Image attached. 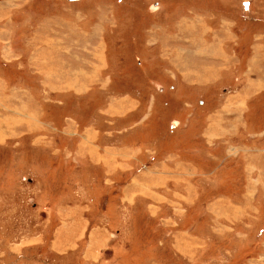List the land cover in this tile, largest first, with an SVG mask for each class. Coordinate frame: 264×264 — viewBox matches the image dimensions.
<instances>
[{
  "label": "rangeland",
  "instance_id": "rangeland-1",
  "mask_svg": "<svg viewBox=\"0 0 264 264\" xmlns=\"http://www.w3.org/2000/svg\"><path fill=\"white\" fill-rule=\"evenodd\" d=\"M0 136V264H264V0H0Z\"/></svg>",
  "mask_w": 264,
  "mask_h": 264
},
{
  "label": "crops",
  "instance_id": "crops-1",
  "mask_svg": "<svg viewBox=\"0 0 264 264\" xmlns=\"http://www.w3.org/2000/svg\"><path fill=\"white\" fill-rule=\"evenodd\" d=\"M190 25H188L187 26V29H185L186 28V25H185V27H184V31L185 32H188V31H190ZM203 31V30H202ZM204 32V31H203ZM186 41H188L187 39H186ZM201 45H203V46H205V43H202ZM182 48V47H181ZM203 49H205V50H208V46H206V47H204ZM219 50V49H218ZM51 53V52H50ZM218 54H219V52H218ZM225 54V53H224ZM51 56V55H50ZM206 57H208V58H214V59H217L218 58V56L215 54V51L213 52H211L210 54H208V55H205ZM205 56H204V58H205ZM225 56V55H224ZM52 57V59H50V62H46V64H47V66H46V69L48 70V69H50V65H51V63L52 64H54L55 62H57V60H55L53 57L54 56H51ZM198 57V56H197ZM201 57V56H200ZM256 58H257V56H256ZM256 58H255V60H254V62H253V64L256 62ZM196 60H198V59H196ZM205 60L207 61V59L205 58ZM175 62H178V61H180V59L178 58V61L175 59L174 60ZM198 62H200V65H204L203 66V69L202 70H200V69H194L193 70V72H196L198 75H200V77H204L205 78V76H207V75H202V73H208V70L206 69V67L205 66H208V65H212V66H214V67H218L217 65H216V63L215 64H213V63H209V62H206V63H204V62H202V61H200V60H198ZM254 66V65H253ZM205 68V69H204ZM215 71H222L221 69H225V67H221V68H217V69H215V68H213ZM214 70H212L211 72H212V74L215 72ZM193 72H191V73H193ZM254 72V71H253ZM189 73H186L185 75H188ZM197 77H199V76H197ZM205 80H208L207 78H205ZM49 85V84H48ZM227 111V110H226ZM0 138H1V136H0Z\"/></svg>",
  "mask_w": 264,
  "mask_h": 264
}]
</instances>
